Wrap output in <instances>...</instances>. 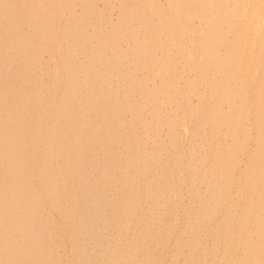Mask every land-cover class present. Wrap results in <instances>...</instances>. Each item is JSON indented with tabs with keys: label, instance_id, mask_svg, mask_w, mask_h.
<instances>
[{
	"label": "bare ground",
	"instance_id": "6f19581e",
	"mask_svg": "<svg viewBox=\"0 0 264 264\" xmlns=\"http://www.w3.org/2000/svg\"><path fill=\"white\" fill-rule=\"evenodd\" d=\"M0 264H264V0H0Z\"/></svg>",
	"mask_w": 264,
	"mask_h": 264
}]
</instances>
